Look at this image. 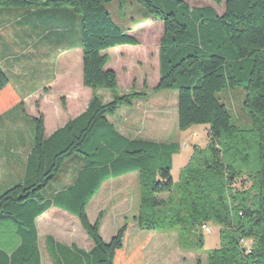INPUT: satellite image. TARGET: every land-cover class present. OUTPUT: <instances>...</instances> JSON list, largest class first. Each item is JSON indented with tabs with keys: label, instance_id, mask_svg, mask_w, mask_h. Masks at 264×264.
<instances>
[{
	"label": "trees",
	"instance_id": "obj_1",
	"mask_svg": "<svg viewBox=\"0 0 264 264\" xmlns=\"http://www.w3.org/2000/svg\"><path fill=\"white\" fill-rule=\"evenodd\" d=\"M109 1L0 0V16L7 9L73 11L80 19L83 81L93 91L88 108L49 137L44 116L32 117L34 143L24 178L0 193V264H43L37 218L53 206L75 215L94 246L86 251L49 237L52 264H145V247L155 232L180 228L191 235L205 223L221 232L208 264H264V0H211L214 6L137 0L146 19L163 24L156 90L178 93L180 130L207 126L208 144L195 146L178 182L171 164L178 142L131 139L110 120L149 94L120 93L117 73L107 67L108 49L140 44L114 21ZM221 5L219 14L215 6ZM237 87L245 91L248 128L234 122L218 96ZM100 90L110 91L112 99L106 101ZM20 98L0 65V111ZM74 156L84 162L75 181L46 190ZM132 172L140 175V211L105 241L104 215L91 222L88 206L105 182ZM203 239L199 232V246Z\"/></svg>",
	"mask_w": 264,
	"mask_h": 264
},
{
	"label": "crops",
	"instance_id": "obj_2",
	"mask_svg": "<svg viewBox=\"0 0 264 264\" xmlns=\"http://www.w3.org/2000/svg\"><path fill=\"white\" fill-rule=\"evenodd\" d=\"M124 6L125 4H122L123 9ZM192 6L203 5L194 4ZM217 11L219 14L223 12V10L220 11L218 9ZM5 13L13 15L16 23L20 26L21 32H18L14 40L9 43L3 34L5 27L0 24V65L18 89L21 98L0 111V193L24 178L28 155L34 143L32 117H37L40 114L44 116L46 135L49 137L56 130L64 127L69 121L83 113L88 108L93 97V91L88 89L83 81V49L80 46L79 38L80 19L73 11L67 8L40 11L7 9ZM130 32L136 36L134 31ZM24 35L27 38L26 40L23 39ZM141 45L142 43L135 46L121 45L106 51L110 57L107 67L116 71L118 87L121 79L131 76V71L124 69V64H127L124 59L126 54L133 52L136 46ZM54 58L56 61L51 60ZM50 60V65H52L50 72L48 75H43V65ZM61 60H64L67 65L64 74L56 67ZM119 67L123 69L125 75L121 76ZM74 71H76V75L81 76L80 84H77V82L71 83ZM65 76L70 78L68 84L71 83V85L68 91H65L64 94L59 95L58 99H56L57 91L55 88L49 90H46V88L47 86L52 88L54 84L62 81ZM101 91L98 92L100 95ZM146 92L149 93L148 91ZM107 94H110L112 99L111 92L109 91ZM33 98L34 100H39L35 104L37 105L36 108L35 105L31 104ZM110 98L104 99L109 101ZM21 102L24 103L23 106H21ZM51 103H53L51 107L44 106ZM138 104H140L139 101L132 107H122L110 119L122 134L131 139H140V137L144 136L140 127L141 117L136 115ZM151 133L153 134L152 130L150 131ZM154 142L163 143L164 141ZM165 143L170 142L165 141ZM70 160L74 162L61 171L59 184L55 185L53 189L58 190L68 187L75 181L78 171L84 165V162L76 157ZM131 177L138 178L140 184V175L137 172H132L116 179L121 181ZM127 218L125 217L124 219L126 220ZM123 224L117 226V230L110 240ZM37 228L43 261L45 255L50 260L46 244V240L49 237H53L56 241L67 246H78L86 251H90L94 246L93 242L89 241V237L79 219L70 212L55 206L37 218ZM158 244L159 242H155L153 245V255L157 251L163 250Z\"/></svg>",
	"mask_w": 264,
	"mask_h": 264
},
{
	"label": "rangeland",
	"instance_id": "obj_3",
	"mask_svg": "<svg viewBox=\"0 0 264 264\" xmlns=\"http://www.w3.org/2000/svg\"><path fill=\"white\" fill-rule=\"evenodd\" d=\"M186 1L192 5L211 4L214 6L211 0ZM122 4H125L124 9ZM105 5L111 12L114 21L134 31L140 43H142L141 46H136L133 52H128V55L126 54L124 58L127 62V64H124V69L131 71V76L121 79L119 92L127 93L133 90L149 92V98L140 100V104L136 107V115L141 117L142 121L140 125L141 133L144 135L140 138L149 141L178 142L180 144L181 149L173 154L171 159L172 175L175 181L178 182L183 169L190 162L195 146L204 148L208 144L207 126L194 125L187 131L180 130L178 127V93L172 90H156L159 82V43L163 34L162 22L153 18L146 19L143 15L145 10L137 0H112ZM215 7L220 11L223 10V5ZM5 11L2 12V17L0 16L2 18L0 24L5 27L3 34L7 41L11 43L17 36L16 34L21 32V30L13 15H9ZM23 39H27L25 35ZM51 60L53 61L55 58ZM51 60L48 63L45 62L46 64L43 65V75L49 74L52 66L50 65ZM66 66V62L61 60L56 67L64 74ZM120 67L119 71L121 76H123L125 74ZM80 78L81 76L76 75V71H74L71 83L77 82V84H80ZM68 81H70V78L65 76L62 81L54 84L52 88L47 86L46 90L55 88L57 91L56 99H58L59 95L69 90L71 83L68 84ZM107 93H109L108 90L101 91V95L104 98H110V94ZM218 96L227 105L237 125L244 128L250 127V116L242 108L245 98V91L242 87H237L236 89L226 88L218 93ZM38 102L39 100H34L33 98L31 104L34 106ZM52 105L53 103L45 104L44 106L51 107ZM36 107L37 105H35ZM151 118L152 120L150 121ZM151 130L153 134H150ZM70 159L65 162L67 164H64L61 171L74 162L73 160L71 162ZM61 171L46 190L50 191L55 185L59 184ZM237 185L239 186L240 183ZM161 196L168 197L167 194H162ZM139 206L140 184L138 178H125L121 181L112 178L102 185L97 195L89 204L87 213L91 222H95L101 212L105 215L103 216L100 230L104 240L109 241L111 236L116 232L117 226L123 224L125 217H132L139 213ZM210 225L212 227L210 233L197 231L192 233L193 235H188L181 232L180 228L155 232L154 237H152L145 247V264H196L199 259L203 264H208L207 256L209 251L221 245L220 226L213 223H210ZM199 232L204 234L202 246H199L197 240ZM89 241H91L90 238ZM155 242H159L158 246H161L163 250L157 251L153 255V245ZM249 243L247 241L246 244L249 245ZM43 262L44 264H51L46 255Z\"/></svg>",
	"mask_w": 264,
	"mask_h": 264
},
{
	"label": "built area",
	"instance_id": "obj_4",
	"mask_svg": "<svg viewBox=\"0 0 264 264\" xmlns=\"http://www.w3.org/2000/svg\"><path fill=\"white\" fill-rule=\"evenodd\" d=\"M201 229H202V231L204 232V233H210L211 231H212V227H211V225L209 224V223H205V224H203L202 225V227H201ZM243 242L246 244L247 243V241H244L243 240ZM247 245V244H246Z\"/></svg>",
	"mask_w": 264,
	"mask_h": 264
}]
</instances>
